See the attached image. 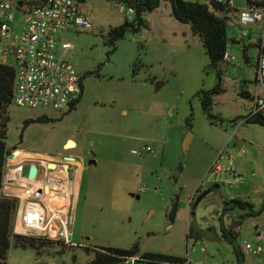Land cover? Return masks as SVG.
Masks as SVG:
<instances>
[{
	"label": "rangeland",
	"instance_id": "obj_1",
	"mask_svg": "<svg viewBox=\"0 0 264 264\" xmlns=\"http://www.w3.org/2000/svg\"><path fill=\"white\" fill-rule=\"evenodd\" d=\"M0 1L16 5L22 0ZM34 1L28 0L21 9ZM232 1L238 9L246 5V0ZM196 2L208 4L209 0ZM111 7L117 8L106 0L81 6L82 14L93 17L94 30L64 34L62 42L72 45L66 54L58 47V57L72 63L82 76L83 94L76 108L29 109L14 103L10 108V151L53 157L71 154L78 162L84 161L82 190L71 213L70 232L76 246L44 242L40 255L33 249L12 247L7 264H87L93 253L83 247L131 250L135 246L139 256H189L201 264H255V258L247 255L242 262L239 245L255 244V226L264 229V127L247 123L257 94V49L248 45L250 39L235 25H229L228 54L235 60L211 68L201 38L186 33L191 26L177 21L166 1L143 15L145 27L138 34L128 33L113 46L106 32L127 17ZM22 22L23 15L17 14L13 29L19 30ZM232 37L241 42L233 43ZM6 63L15 67L14 57L8 56ZM218 86L222 92L213 96L215 118L211 120L200 94ZM41 117L51 121H36ZM190 133L186 155L183 143ZM147 146L152 153L141 157L132 153ZM224 148L234 155L242 176L237 185L226 184V174L209 175ZM17 158L26 157L19 153ZM64 162L56 163L62 169ZM10 165L5 180L14 171ZM71 168L72 179L78 165ZM206 192L210 193L195 207ZM176 198L177 212L171 220ZM232 199L249 202L256 214L240 209L223 213L224 203ZM49 201L57 209L68 202L63 197ZM238 225L242 230L230 243L221 228ZM18 232H22L20 227Z\"/></svg>",
	"mask_w": 264,
	"mask_h": 264
},
{
	"label": "built area",
	"instance_id": "obj_2",
	"mask_svg": "<svg viewBox=\"0 0 264 264\" xmlns=\"http://www.w3.org/2000/svg\"><path fill=\"white\" fill-rule=\"evenodd\" d=\"M226 1L228 0H219ZM115 4L117 8L111 7V10L115 9L119 14L133 19L134 8L124 2ZM17 14L23 15V22L19 30L15 31L13 24ZM254 23H261V34L255 76L257 94L253 100L250 118L264 114V3L260 7L249 6L240 13V26L249 27ZM94 27L93 17L82 14L79 0H49L46 4L24 10L17 4L0 1L2 63H6L8 56H13L17 73L14 104L19 108L29 109H70L82 94L83 81L72 63L58 57V39L64 32L77 29L94 30ZM248 34L249 31L244 32V36ZM60 49L67 53L72 49V45L62 43ZM225 59L235 60L228 52ZM152 151V148L147 146L145 150H133L132 153L141 157L145 152ZM12 155L15 156L13 153ZM235 162L234 155L224 148L218 152L209 175L218 177L226 174L225 183L237 185L242 176L237 172ZM21 169L19 166L17 170L21 172ZM142 192H145V189ZM33 199L34 196L25 201L19 198L16 220L21 224V229L31 235L51 237L52 224L57 221L60 228L57 237L53 239L66 247H75L70 239L71 205L54 209L45 206L40 200ZM240 250L243 254L254 256L256 264H264V229L255 226V244L242 242ZM138 260V257H132L124 264H136ZM183 264L201 263H193L187 259Z\"/></svg>",
	"mask_w": 264,
	"mask_h": 264
},
{
	"label": "trees",
	"instance_id": "obj_3",
	"mask_svg": "<svg viewBox=\"0 0 264 264\" xmlns=\"http://www.w3.org/2000/svg\"><path fill=\"white\" fill-rule=\"evenodd\" d=\"M25 3L28 0H23ZM49 0H35L30 2V7L46 4ZM94 0H79L81 6ZM117 3L124 2L128 6L135 9V17L133 19L126 18L125 22L115 28L108 30L107 37L109 43L113 46L120 40H123L128 33L138 34L145 27L143 15L151 13L158 9L162 1L169 2L172 6L173 15L177 21L191 26L192 31L198 35L210 57V67L218 69V66L226 61L228 52V21L225 16L232 14L236 9H231L229 1L219 2V0H209L208 4L199 2H186L185 0H106ZM248 6L260 7L264 0L255 2L246 0ZM246 57V56H245ZM246 60L248 61L247 57ZM219 71V70H218ZM220 72V71H219ZM220 75V73H219ZM16 68L7 64L0 63V264H7L9 252L12 247L16 249H33L40 255L41 249L45 246L44 242H56L55 239L47 236L39 238L29 235H20L15 232L16 215L19 209L20 201L16 197L6 196L3 192L5 182V170L8 157L11 151L7 145L8 129L11 121L10 108L13 102L14 90L16 87ZM256 83V82H255ZM222 92L221 86H218L210 93L200 94L204 111L208 114L209 119L213 120L215 116L212 114L214 101L213 96ZM83 94V84H82ZM79 99L72 104L69 111L76 108L81 100ZM249 97L247 93H244ZM38 122H49L47 117L37 119ZM35 121V122H36ZM32 120L26 121L27 126ZM34 122V121H33ZM247 123L258 124L264 127V114L253 116L247 120ZM190 126L191 124L188 123ZM194 204V202L192 203ZM178 198L175 199L174 210L170 214L171 220H174L177 212ZM249 210L255 215V209L252 204L239 199H232L223 205V213H231L232 211ZM241 227L240 225H238ZM223 237L230 243L235 241V236L231 228L223 226L221 228ZM192 235H190V238ZM85 251H91L93 258L87 264H124L132 257H138L137 263L142 264H183L186 260L178 257H171L159 254L138 255V247L135 246L131 250H123L116 248H94L89 249L83 247Z\"/></svg>",
	"mask_w": 264,
	"mask_h": 264
},
{
	"label": "crops",
	"instance_id": "obj_4",
	"mask_svg": "<svg viewBox=\"0 0 264 264\" xmlns=\"http://www.w3.org/2000/svg\"><path fill=\"white\" fill-rule=\"evenodd\" d=\"M185 1L186 2H196L197 0H185ZM228 1L230 3L231 9L237 10V11H233L232 14L225 16V19L228 21V26L229 25H235V27H237L238 31L243 33V37L250 39V42L248 43V45L251 47H255L257 49V57H258L259 40H260V34H261V23H254V24H251L249 27L240 26L239 15L242 11L246 10L249 6L246 2V5L244 7H241L238 9V7H236L235 3L232 0H228ZM253 1L261 2L263 0H253ZM94 25H95V22H94ZM246 31H249V34L247 36H244V32H246ZM70 32H72V31H70ZM66 33H69V32H64L59 36V39H58L59 40L58 41L59 47H60V44L65 43L62 41H63V36ZM186 33L190 34L193 37L195 36L192 29L186 30ZM232 42L233 43H240L241 40L238 39L237 37H232ZM62 52H64V51H62ZM247 52H248V47L246 45H244V54H246L245 55L246 57H248ZM2 62H3V57L0 58V63H2ZM159 85L163 86V83H160ZM67 150H70V149H67ZM18 151L20 152V156H24L26 158L24 160L19 161V162L16 161V163H14L12 165L14 171L12 173L8 174L9 178L6 177V180L4 182V190H3L4 194L6 196H12V197H16L18 199L20 198V200L25 201L28 199V197L34 196L40 189H45V186L49 185L50 186V192L48 194H46L45 191L43 192V195L41 196V199H40L41 203L44 204L45 206L57 209L56 206H54L53 202H51L49 200H51V198L54 199V198L63 197L66 200H68V202H65L66 205L62 208H66L68 205H71V210H73L74 203L75 202L77 203V201L79 200L81 190H82V176H83V172L85 171L84 161L81 159L78 162L76 156L71 155V154L65 155V156L63 155V157L60 154L57 157H53V156H50V155H47L44 153L29 152V151H23L21 149H15V150L11 151V153H13L15 156H13V158L10 160L8 159L9 162L13 161L14 157H16L18 155V154H16ZM61 160L65 161L64 165L61 167L62 169H60V167H57L56 170H53V171L48 170V163L49 162L55 161V163H56V162H59ZM26 162H34L35 164H37L40 168V172H42V174H43V177L40 178L38 181L36 179H34V180L22 179L21 178V172H19L17 169H15V166L19 163L24 164ZM10 163L12 164V162H10ZM10 163H8V165H7L8 168L11 167ZM72 165H76V166L78 165V168L76 170V174L71 179V176L68 173V169H72L71 168ZM211 167H210V169H211ZM142 190L143 189H141V192H142ZM22 194L27 195V197H25V198L22 197ZM48 195L51 198H49ZM59 202H61V201H59ZM16 219H17V215H16ZM222 222L225 223L224 220ZM16 224L18 225L17 227L15 226V232L16 233L25 232V230L24 231L22 230V232H18V228L19 227L21 228V224L19 222H17V220H16L15 225ZM238 228H239V226H236L235 228H231V229L234 233L237 232L240 234V231L242 230V228L240 227V230H238ZM25 234H26V232H25ZM254 239H255V233H254ZM239 252L241 255L242 262L244 263L245 262L244 256H246V254H243L241 252L240 245H239ZM247 256H252V255H247ZM252 257H254V256H252ZM187 259H190V257L188 256ZM187 259H185V260H187ZM255 264H256V261H255Z\"/></svg>",
	"mask_w": 264,
	"mask_h": 264
},
{
	"label": "water",
	"instance_id": "obj_5",
	"mask_svg": "<svg viewBox=\"0 0 264 264\" xmlns=\"http://www.w3.org/2000/svg\"><path fill=\"white\" fill-rule=\"evenodd\" d=\"M24 5H25V2L23 0L22 1H19L17 3V6L19 8H22ZM192 136H193V134L190 133L188 135V137L184 140V143H183V150H184V153L186 155L188 154V151H189V146H190V142H191ZM19 153L20 152L18 151L16 154H19ZM12 158H13V155H10L8 157L9 160L12 159ZM21 167H22V169H21V178L22 179H28V180H34V179H36L38 181L40 178L43 177L42 172H40L39 166L37 164H35L34 162H26V163L22 164ZM57 167H58V165L55 162H49L48 163V170H50V171L56 170ZM44 191H45L46 194H48L50 192V186L49 185H46ZM209 193L210 192L204 193L198 199V201L196 202L195 207L198 205V203L201 201V199L204 198ZM42 195H43V190L40 189L34 195V197L41 198ZM131 196L132 197H135L136 199H140V196H138V195L131 194ZM52 226H53V229H52V232H51V237L52 238H56L57 235H58V231H59V228H60V224L57 221H55V222H53ZM70 239L72 240V237Z\"/></svg>",
	"mask_w": 264,
	"mask_h": 264
},
{
	"label": "bare ground",
	"instance_id": "obj_6",
	"mask_svg": "<svg viewBox=\"0 0 264 264\" xmlns=\"http://www.w3.org/2000/svg\"><path fill=\"white\" fill-rule=\"evenodd\" d=\"M21 160H24V159L17 158V156H16V157H14L13 161H11V162H12V164H14V163H16V161L19 162Z\"/></svg>",
	"mask_w": 264,
	"mask_h": 264
},
{
	"label": "flooded vegetation",
	"instance_id": "obj_7",
	"mask_svg": "<svg viewBox=\"0 0 264 264\" xmlns=\"http://www.w3.org/2000/svg\"><path fill=\"white\" fill-rule=\"evenodd\" d=\"M145 154V153H144ZM144 154H142V156L144 155ZM58 165V164H57ZM59 166V165H58ZM43 190V192H44V189H42ZM33 200H36V201H39L40 200V198H37V197H34V199Z\"/></svg>",
	"mask_w": 264,
	"mask_h": 264
}]
</instances>
